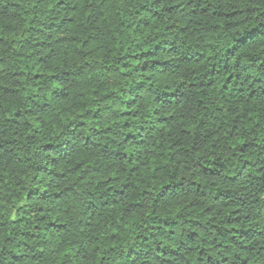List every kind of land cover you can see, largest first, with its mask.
<instances>
[{"label": "clouds", "instance_id": "9594fccd", "mask_svg": "<svg viewBox=\"0 0 264 264\" xmlns=\"http://www.w3.org/2000/svg\"><path fill=\"white\" fill-rule=\"evenodd\" d=\"M0 264H264V0H0Z\"/></svg>", "mask_w": 264, "mask_h": 264}]
</instances>
